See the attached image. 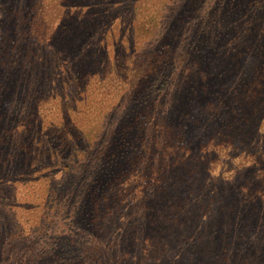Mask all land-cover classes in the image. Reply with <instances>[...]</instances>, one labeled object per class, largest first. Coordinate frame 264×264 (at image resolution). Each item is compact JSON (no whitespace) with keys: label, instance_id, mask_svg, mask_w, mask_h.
Here are the masks:
<instances>
[{"label":"trees","instance_id":"obj_1","mask_svg":"<svg viewBox=\"0 0 264 264\" xmlns=\"http://www.w3.org/2000/svg\"><path fill=\"white\" fill-rule=\"evenodd\" d=\"M262 118L264 0H0V264H264Z\"/></svg>","mask_w":264,"mask_h":264},{"label":"rangeland","instance_id":"obj_2","mask_svg":"<svg viewBox=\"0 0 264 264\" xmlns=\"http://www.w3.org/2000/svg\"><path fill=\"white\" fill-rule=\"evenodd\" d=\"M238 125H240V123ZM261 125H262V129H264V118H262V120H261ZM231 129L232 128L228 127V129L222 131L221 134H224V133L228 132L229 130L231 131ZM250 131H252V130H250ZM240 132H241V130H238L235 132V134H239ZM244 134L245 133L239 135L237 138V143L239 144L238 148H242L246 145V142L243 139ZM251 141L254 144H256L258 142V139H252ZM124 209L125 208H122V213L120 214L123 219H125ZM141 234L144 235V232H142ZM141 234H138L139 242L132 243V245L137 244L139 246L138 248L135 249V253L138 256V263H136V264H154V262H152V259H154L153 253L150 251L151 247L147 242L145 243V236H144V240H143V238L141 239V237H142ZM160 260H161V264H166L167 261L169 260V258L165 257V258L161 259V257H160ZM127 264H133V262L130 261V262H127ZM167 264H170V262Z\"/></svg>","mask_w":264,"mask_h":264},{"label":"clouds","instance_id":"obj_3","mask_svg":"<svg viewBox=\"0 0 264 264\" xmlns=\"http://www.w3.org/2000/svg\"><path fill=\"white\" fill-rule=\"evenodd\" d=\"M224 158L226 159V156ZM208 174H209V177L212 180L219 179L220 178V175H221V164L220 163H217V164L211 166L209 168V170H208ZM224 178L225 179H231L230 176H225Z\"/></svg>","mask_w":264,"mask_h":264}]
</instances>
